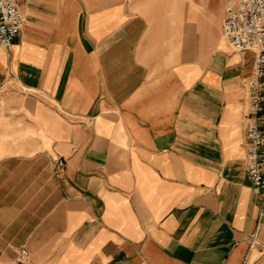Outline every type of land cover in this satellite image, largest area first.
I'll list each match as a JSON object with an SVG mask.
<instances>
[{"label":"crops","instance_id":"crops-1","mask_svg":"<svg viewBox=\"0 0 264 264\" xmlns=\"http://www.w3.org/2000/svg\"><path fill=\"white\" fill-rule=\"evenodd\" d=\"M16 1L0 264H264L254 53L221 35L229 0Z\"/></svg>","mask_w":264,"mask_h":264},{"label":"built area","instance_id":"built-area-1","mask_svg":"<svg viewBox=\"0 0 264 264\" xmlns=\"http://www.w3.org/2000/svg\"><path fill=\"white\" fill-rule=\"evenodd\" d=\"M23 13L16 0H0V44L9 49L23 28ZM220 32L236 52L251 51V118L248 123L247 171L252 191L264 201V0H229ZM64 163L58 160L57 171ZM23 258L26 253L21 251Z\"/></svg>","mask_w":264,"mask_h":264}]
</instances>
